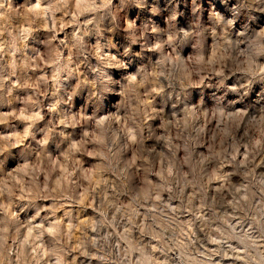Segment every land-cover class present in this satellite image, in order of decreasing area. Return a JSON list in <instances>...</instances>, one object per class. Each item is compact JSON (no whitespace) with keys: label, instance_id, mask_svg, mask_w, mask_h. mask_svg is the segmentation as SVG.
Segmentation results:
<instances>
[{"label":"clouds","instance_id":"9594fccd","mask_svg":"<svg viewBox=\"0 0 264 264\" xmlns=\"http://www.w3.org/2000/svg\"><path fill=\"white\" fill-rule=\"evenodd\" d=\"M0 264H264V0H0Z\"/></svg>","mask_w":264,"mask_h":264}]
</instances>
